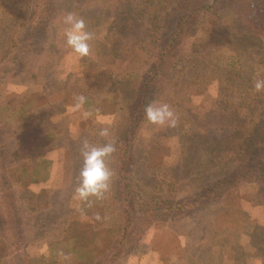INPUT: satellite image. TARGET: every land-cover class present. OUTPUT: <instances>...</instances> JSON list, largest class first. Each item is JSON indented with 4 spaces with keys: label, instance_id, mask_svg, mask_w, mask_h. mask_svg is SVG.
<instances>
[{
    "label": "rangeland",
    "instance_id": "rangeland-1",
    "mask_svg": "<svg viewBox=\"0 0 264 264\" xmlns=\"http://www.w3.org/2000/svg\"><path fill=\"white\" fill-rule=\"evenodd\" d=\"M152 1L0 0V264H264L262 18L253 0L186 15L159 65L139 37L200 0ZM153 102L175 126L146 120ZM85 141L115 144L102 199L74 198Z\"/></svg>",
    "mask_w": 264,
    "mask_h": 264
},
{
    "label": "clouds",
    "instance_id": "clouds-1",
    "mask_svg": "<svg viewBox=\"0 0 264 264\" xmlns=\"http://www.w3.org/2000/svg\"><path fill=\"white\" fill-rule=\"evenodd\" d=\"M64 23L68 26L65 30L67 45L78 57L90 54V41L93 34L87 30L84 19L78 18L73 13L64 17ZM256 90L264 88V81L255 83ZM85 101V97H77L76 108ZM145 118L154 125L175 126L176 116L167 103L153 102L145 109ZM101 136L107 137L108 130L103 129ZM115 144L105 142L103 144H91L85 141L81 148L82 166L78 174V183L75 187L74 198L79 201H89L90 198L102 199L110 190L114 171L109 166L112 154L115 152Z\"/></svg>",
    "mask_w": 264,
    "mask_h": 264
},
{
    "label": "trees",
    "instance_id": "trees-1",
    "mask_svg": "<svg viewBox=\"0 0 264 264\" xmlns=\"http://www.w3.org/2000/svg\"><path fill=\"white\" fill-rule=\"evenodd\" d=\"M117 2L121 1V0H116ZM142 1V5H144L146 8H148L147 13H145L146 15H151L150 12L151 10H153L152 8L154 7L153 5V1L152 0H139ZM168 1H172L175 2L177 5H181V7H185L187 3L185 0H168ZM254 4L256 6L257 9V15L258 17H261L262 20L257 22V24L255 25H251L253 28L255 29H264V0H253ZM228 2V0H200V3L195 5L194 8H186L187 12L185 15L182 16H178L176 18V24L173 28V30L171 31V33L167 34L165 40H164V36L161 37V32H151L149 35L147 34V37L143 39H141V37H139V45H142V47H145L148 43H150V47L152 51H156L155 55H156V60L158 61L157 63H159V65L161 63H163V60L165 58V56L167 55L168 50H171V47H173L175 45V43L178 41L179 39V32H181L182 28L184 27L185 23H186V15L187 17L194 15L198 10H200V12L204 9L206 10H213L216 7H218L221 4H224ZM114 5V4H113ZM158 7V6H155ZM191 9V10H190ZM158 9H156L157 11ZM149 13V14H148ZM122 20H123V16H122ZM150 20V17H149ZM162 20V13H160L159 15L155 14L153 16V18H151L152 23L157 22L159 23ZM251 22V21H250ZM120 22L116 21V24H118ZM254 23V22H253ZM261 24V25H259ZM107 35V34H106ZM111 36L108 34L106 36L107 41L106 44H110L111 41ZM164 40V42H161L160 45H162V48L158 47V42ZM114 42H112L110 45H112ZM120 45L116 44L114 46H112L110 49L114 50V51H110L112 53H117L119 51ZM170 48V49H169ZM158 66V65H157ZM46 161H44L45 163ZM43 165V164H42ZM41 165V167H42ZM1 242H3L2 238L0 237V245ZM6 252L5 249L1 248L0 246V255H4Z\"/></svg>",
    "mask_w": 264,
    "mask_h": 264
}]
</instances>
